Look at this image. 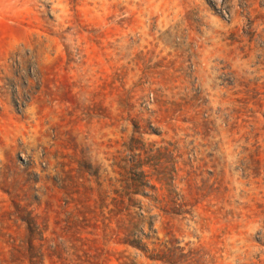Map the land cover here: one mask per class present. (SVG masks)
Instances as JSON below:
<instances>
[{
    "label": "rangeland",
    "instance_id": "1",
    "mask_svg": "<svg viewBox=\"0 0 264 264\" xmlns=\"http://www.w3.org/2000/svg\"><path fill=\"white\" fill-rule=\"evenodd\" d=\"M0 264H264V0H0Z\"/></svg>",
    "mask_w": 264,
    "mask_h": 264
}]
</instances>
